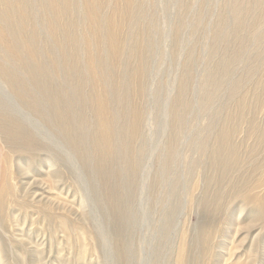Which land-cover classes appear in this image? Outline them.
<instances>
[{"label": "rangeland", "instance_id": "374dc122", "mask_svg": "<svg viewBox=\"0 0 264 264\" xmlns=\"http://www.w3.org/2000/svg\"><path fill=\"white\" fill-rule=\"evenodd\" d=\"M0 264H264V0H0Z\"/></svg>", "mask_w": 264, "mask_h": 264}, {"label": "bare ground", "instance_id": "6f19581e", "mask_svg": "<svg viewBox=\"0 0 264 264\" xmlns=\"http://www.w3.org/2000/svg\"><path fill=\"white\" fill-rule=\"evenodd\" d=\"M51 170V169H50Z\"/></svg>", "mask_w": 264, "mask_h": 264}]
</instances>
